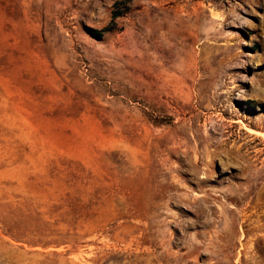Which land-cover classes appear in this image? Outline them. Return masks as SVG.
Here are the masks:
<instances>
[{"label": "rangeland", "instance_id": "rangeland-1", "mask_svg": "<svg viewBox=\"0 0 264 264\" xmlns=\"http://www.w3.org/2000/svg\"><path fill=\"white\" fill-rule=\"evenodd\" d=\"M0 264H264V0H0Z\"/></svg>", "mask_w": 264, "mask_h": 264}, {"label": "trees", "instance_id": "trees-1", "mask_svg": "<svg viewBox=\"0 0 264 264\" xmlns=\"http://www.w3.org/2000/svg\"><path fill=\"white\" fill-rule=\"evenodd\" d=\"M120 2L121 1L115 2V8L113 9L112 14H111V23H113V21L116 17L122 15L125 12V10L118 5ZM111 27L112 26L108 25V26H105L101 29L92 28V29H90V31L93 35L100 36L103 31H107V30L111 29Z\"/></svg>", "mask_w": 264, "mask_h": 264}]
</instances>
